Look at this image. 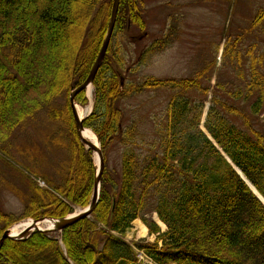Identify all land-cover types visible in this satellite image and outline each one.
<instances>
[{"label":"trees","instance_id":"trees-1","mask_svg":"<svg viewBox=\"0 0 264 264\" xmlns=\"http://www.w3.org/2000/svg\"><path fill=\"white\" fill-rule=\"evenodd\" d=\"M113 4L0 0V148L11 149L15 132L43 111L65 123L71 139L62 180L47 179L46 189L33 186L21 217L0 211V239L22 219L66 218L92 201L96 166L77 136L70 94L99 57ZM144 7V0H120L94 81V109L84 126L101 142L105 169L93 215L62 233L36 231L27 240H6L0 264H264V204L235 169L264 198V7L242 33L227 39L223 65L232 76L217 82L204 123L212 140L201 129L213 78L209 65L190 78L148 77L122 86L126 57L114 39L132 29L147 32ZM174 43V31L163 33L142 51L138 66ZM148 90H168L170 98L164 118L154 116L146 133L140 122H128L127 112L128 100ZM112 147L120 153L116 173L109 169ZM150 213L166 232L147 218ZM138 219L158 237L136 246L151 263H138L122 240Z\"/></svg>","mask_w":264,"mask_h":264},{"label":"rangeland","instance_id":"rangeland-1","mask_svg":"<svg viewBox=\"0 0 264 264\" xmlns=\"http://www.w3.org/2000/svg\"><path fill=\"white\" fill-rule=\"evenodd\" d=\"M144 3L147 32H140L132 27L129 34L119 33L114 39V43L118 41L122 44L126 57L125 69L119 71L120 78L124 83L129 81L139 85L148 77L158 80L184 79L192 77L197 71L209 65L213 78L210 93L204 99L201 129L205 130L203 124L217 82L220 80L224 84L232 76L230 69L223 65L227 39L233 33H242L247 28L257 11L264 7V0H144ZM172 31L175 43L153 57L146 65L138 66L142 51L163 33L169 34ZM130 69L135 70L130 72ZM94 95L95 89L92 85L90 89L84 91L82 102L76 103L77 107L84 111L90 109L85 118L93 112ZM169 98L168 90H148L132 97L128 100V122H140L141 131L147 133L152 127L151 121L154 116L161 120L164 118L163 113ZM65 99L61 104H66ZM96 137L99 140L97 135ZM70 141V132L66 124L54 121L46 111L38 113L35 119L20 127L11 139V149L0 148V211L21 217L32 195L33 186L46 189L47 179H55L57 182L62 180L70 165ZM85 148L88 149L86 146ZM92 154L97 169L96 154L94 152ZM119 154L118 149L111 148L109 152L111 173L119 172ZM40 172L43 174L40 176L42 180L36 177ZM84 209L79 208L75 213ZM147 218L155 221L163 233L166 232L167 229L158 223L157 214L150 213ZM29 221L32 222L34 219H22L9 229L12 230ZM139 225L147 230L144 237L140 235ZM157 239V235H151L141 219L136 220L122 237V240L133 247L138 263H151V260L136 246L154 244Z\"/></svg>","mask_w":264,"mask_h":264},{"label":"water","instance_id":"water-1","mask_svg":"<svg viewBox=\"0 0 264 264\" xmlns=\"http://www.w3.org/2000/svg\"><path fill=\"white\" fill-rule=\"evenodd\" d=\"M119 8H120V0H114L110 25L108 28V32H107L103 47H102L101 52L99 54V57H98L95 65L93 66L88 78L85 80V82L82 85H80L78 88H76L71 93V97H70V103H71V108L73 110L75 127H76V132H77L78 138L89 150L93 151L94 154H97L98 159H99V165H97L92 201H91L90 205L88 206V208L82 210L79 213L72 214L66 218H61V219L42 218L39 220L32 221L33 227L31 229L27 230L19 238L12 236V230L11 229L7 230L3 234L2 238L0 239V252H1V250L5 244L6 240H8V239L18 240V241L27 240L28 238H30L32 236V234L35 231H41L44 233H57V232L62 233L64 230L75 225L76 223L80 222L81 220L86 219V218H90L93 215L94 210L96 209V207L99 203L100 192H101V179H102V175H103V172L105 169V159H104V155H103V150H102V147H101L99 140H98V142H99L100 146L98 147L94 143H92L91 141L85 139V137L83 136V133L85 132V130H87L84 126V122H85L86 118L80 119L78 112H77V105L75 103V98L81 92L86 91L89 87H91L93 85V83L96 79V76H97L100 68L102 67V65L105 61V58H106V55H107L113 34H114V30L116 27ZM122 85H123V80H122ZM237 171H238L239 175L244 179V181L248 184V186L251 188L253 193L264 204V198L257 192V190L250 184V182L246 180V178L243 176V174L238 169H237ZM45 222H50V223L54 224L55 229L42 230L41 228L38 227L39 224H42V223L44 224Z\"/></svg>","mask_w":264,"mask_h":264},{"label":"bare ground","instance_id":"bare-ground-1","mask_svg":"<svg viewBox=\"0 0 264 264\" xmlns=\"http://www.w3.org/2000/svg\"><path fill=\"white\" fill-rule=\"evenodd\" d=\"M89 89H90V87H89ZM88 111H84L80 107H77V112H78L80 119H84L86 117ZM83 136L85 137V139L91 141L92 143H94L96 146L99 147L98 139L92 130H90V129L85 130V132L83 133ZM96 163H97V165H99V159H98L97 154H96ZM157 221L161 226H163L165 229H167L165 224L160 222L158 219H157ZM32 225H33V223L31 221H29L23 225H20V226L13 228L12 229V236L17 237V238L21 237L27 230H29L33 227ZM139 226L141 228L140 235L144 237L147 234V230L144 226H141V225H139ZM38 227L41 228L42 230L55 229V225L50 223V222H45L44 224L43 223L39 224Z\"/></svg>","mask_w":264,"mask_h":264}]
</instances>
